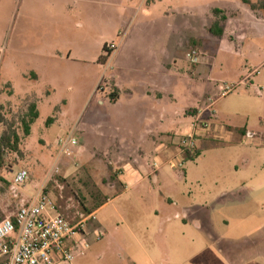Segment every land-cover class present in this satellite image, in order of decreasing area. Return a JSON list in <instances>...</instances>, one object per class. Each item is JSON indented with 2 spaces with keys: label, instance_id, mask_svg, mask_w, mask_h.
I'll list each match as a JSON object with an SVG mask.
<instances>
[{
  "label": "rangeland",
  "instance_id": "rangeland-1",
  "mask_svg": "<svg viewBox=\"0 0 264 264\" xmlns=\"http://www.w3.org/2000/svg\"><path fill=\"white\" fill-rule=\"evenodd\" d=\"M237 1H229L232 3L229 10L239 14ZM250 1L259 6V0ZM120 2L125 4V0ZM225 2L205 1L201 9L194 0H168L166 7L162 5L170 15V26L167 30L169 32L168 36L166 32L163 33L155 43L159 47H167L170 55L174 56L172 70L177 71L179 76L188 78L183 81L200 85L210 80L209 66L213 59L211 50L214 48L216 38L206 25L207 14L204 8L211 6L213 9L217 7L225 10ZM138 3L137 1L131 6L136 8ZM119 11L124 14V18L118 25L117 21L111 23L107 18L101 22L102 28L94 24L93 37L101 38L104 35V39L102 37L99 44H96V41L89 44L90 50L77 52V56L82 54L92 60L99 58L103 55L104 43L117 46L119 43L117 37L125 39L135 33L139 36L140 27H143L144 22L151 25L142 32V41L145 38L151 42L156 34H160L166 27L165 23L155 24L153 19L145 14L137 18L134 17V12H125L124 8ZM156 12L161 13L159 9ZM257 12L263 13L261 10ZM180 14L185 17V27L175 25L183 20ZM221 16L223 15H217L216 21L223 25ZM28 30L29 28L24 30L26 36ZM31 31L33 33L30 32V36L35 35L41 39L40 43H45L48 39L41 27L31 28ZM73 35L81 38L84 36L77 24L74 25ZM74 41L78 43L80 39ZM252 42L258 49L259 62L252 61L245 69L240 67V62L230 60L228 54H223L216 62L211 78L218 80L222 87L227 84L235 89L226 96H222L223 92L218 96L213 95V99L218 100L215 107L217 111L224 109L225 112L246 99L239 96L240 93H245L246 85L240 87L234 82L239 74L246 76L260 64V61L264 62V27ZM194 48L202 52L201 68L193 66L187 59V53ZM43 55L40 49L34 51L30 45L25 48L20 44L15 4L9 22L0 35V136L14 130L21 138V144L19 153H7L5 167L0 168V221L13 217L21 205L32 201L38 195L47 196L55 204L57 213L72 222H78L88 216L86 209L92 211L98 203L110 198L108 204L98 213V232L102 233L101 240L91 243L84 254L76 257L74 264H264V185L258 199L260 206L251 202L241 208L244 221L232 223L230 227L223 223L224 211L217 209L214 211L212 223L209 221L203 223L201 231L192 227L184 228L185 236H182L178 234L181 224L164 227L162 218L153 212L156 209L160 211L162 195L171 196L181 202L182 193L178 192L181 189L186 191V195L192 193L196 199L207 196L213 199L216 193L213 192L215 184L209 178L225 174L228 171L226 163L229 160L239 161L243 156H247L251 164L246 173L259 170L264 173V124L259 125V137L250 141L248 134V143L237 142V145H240L238 148H230V145L225 143L201 147L202 156L197 161L187 160L183 169L174 170L165 163L166 161L159 167L155 165L154 158L149 157V164L160 171L164 187L152 185L147 180L132 190H119L118 184L109 180V175L113 171L108 166L113 165L117 168V165L113 163V157L108 156L106 142L88 140L86 143L76 131H73L74 125L82 122L87 110L93 111L97 108L98 88L103 85L107 73L111 72L109 67L92 63L93 61L80 63L66 58L46 63ZM66 55L67 53L63 54L64 57ZM224 58L227 60L224 61ZM194 67L197 68L193 72ZM202 68L206 70L202 71ZM32 69L41 74L39 81L29 82L21 77L22 73ZM254 76L255 79L251 78L247 82L249 87L252 84L251 80L264 81V65ZM251 92L255 94L254 91ZM196 97L199 98L197 94ZM38 99L41 103V116L33 125L31 135L26 137L22 119L28 112L29 105ZM63 100L67 101L65 106H62ZM252 100L260 101L264 110V100ZM245 101L248 106L249 100ZM188 103L197 106L192 105L193 102ZM60 110L66 112V116L54 123L59 119ZM50 119L52 120L49 121ZM252 120L259 124L256 115L252 116ZM72 134L78 138L80 145L81 141L85 144L84 154H78V147L71 148L70 151L61 149L60 140ZM20 170H27L29 179L23 187H14L12 180ZM185 173L189 175L188 184L182 181ZM203 176L207 180L194 181ZM152 186L153 200H149ZM114 190L118 191V197L109 195ZM105 193L108 194L105 196ZM144 193H147L146 201L140 200L142 197L138 196ZM212 234L215 237H212ZM228 240L235 242L229 243Z\"/></svg>",
  "mask_w": 264,
  "mask_h": 264
},
{
  "label": "crops",
  "instance_id": "crops-1",
  "mask_svg": "<svg viewBox=\"0 0 264 264\" xmlns=\"http://www.w3.org/2000/svg\"><path fill=\"white\" fill-rule=\"evenodd\" d=\"M137 1L139 2L138 6L133 8L131 4H135ZM194 1L199 4V9H201L202 3L210 0ZM224 1H226L225 10L217 7L213 9L211 6L204 8L205 14H207L206 25L209 26V29L216 21L214 10L222 11L226 20L224 24L222 23L224 35L222 37L215 36L216 41H214V48L211 50L213 59L209 66L210 80L205 84L200 83V85L183 81L188 78L185 79L179 76L177 71L172 70L174 56L170 55L167 47H159L155 43L163 33L169 32L167 30L170 26V15L167 9L162 8V5L165 7L168 5V0H125L124 5L120 0H0V35L6 28L13 8L17 4L18 40L25 48L30 45L34 51L37 49L43 51L46 63H51L52 60L58 58H66L80 63L93 61L92 63L109 67L111 72L107 73L103 85L99 86L102 91L98 88L97 108L93 111L87 110L82 122L79 121V125L78 123L74 125L73 131H76L86 143L88 140L106 142L109 149L108 156L113 157V163L117 165V168L107 165L113 171L109 175V180L118 184L119 190H132L147 180L152 185L164 187L160 171L149 164L148 158H154L155 165L159 167L163 166V161H166L165 163L169 164L171 168H173L171 162L174 161H184L185 166L188 159L186 155L180 153L177 137L191 133L194 119L206 108L209 99L222 92L220 82L211 78L216 62L223 54H228L230 60L240 62V67L246 69L249 64H252V61L259 62L260 60L257 54L258 49L252 41L264 27L263 13L253 11L248 5L238 0L240 8L238 14L229 10V5L232 4L229 2L230 0ZM123 8L125 12H134V17L145 14L152 18L155 24L163 25L165 23L166 27L160 31V34L157 33L151 42L145 38L142 41V32L151 25L144 22L143 27H140L139 36L135 33L130 37L128 35L125 39L117 37L119 43L117 46L115 45V49H109L108 42L104 43L103 55L99 58L92 60L82 54L77 56V52L89 51V44H94L95 41L96 44H99L102 37L104 39V35L101 38L93 37L95 34L93 32L95 31L94 24L102 28L101 22L107 18L111 20V23L117 21L118 25L124 18V14L119 11ZM158 9L161 13L156 12ZM179 16L183 20L178 21L175 25L185 27L184 15L180 14ZM158 20L161 22H157ZM75 24L84 33L83 38L73 35ZM35 27H41L47 34L48 39L45 43H40L42 40L35 35L30 36L31 28ZM25 28H29L27 36L24 34ZM26 37L27 40H25ZM77 38L80 39L78 43L74 41ZM181 45L183 46V44ZM64 53H67L66 57L63 56ZM104 58L106 59L104 60ZM223 60L225 61L227 58ZM201 65L202 63L193 66L199 68ZM263 65L264 62L260 61V64L246 76L239 74L235 79L236 85L239 84L240 87L246 85L245 93H240L239 96L246 97L250 102L249 105H246L245 99L225 112H223L224 109L218 111L216 109L217 118L214 120L211 130L198 139L197 151L200 152V156L193 161H197L202 156L201 147L225 143L230 145V148H238L240 145H237V142L248 143V134L250 141L259 137V125L264 124V110L260 101L252 99L264 100V81L251 80L250 87L247 82L251 78L255 79L254 74ZM197 67H194L193 72ZM205 70L202 68V71ZM21 77L25 81L36 82L39 81L41 74L32 69V71L22 73ZM251 91H254L255 94ZM111 94L114 95L115 101L110 100ZM196 94L199 98L196 97ZM188 102H193L192 105L197 106H191ZM66 103L67 101L63 100L62 106H65ZM35 104L41 116L39 99ZM62 110L59 111V119H56L54 123L57 120L61 121L64 115L66 116V112H62ZM255 115L259 124L252 120V116ZM72 135L74 136V134ZM75 138L78 140L77 137ZM81 143L80 145L79 142L78 145V154L80 155L86 151L83 147L85 144L82 141ZM250 164L251 161L247 156H243L239 161L229 160L226 163L228 171L225 174L209 178L215 184L213 192L216 193L213 199L208 196L196 199L192 193L186 195V191L181 189L178 190L182 193L183 200L181 202L174 200L171 196L162 195L160 211L156 209L153 212L162 218L164 227L181 224L183 228L180 227L178 234L182 236H185L184 228L192 227L201 231L203 223H208V221L212 223L215 217L214 211L217 209L224 211L223 223L227 227H230L232 223L244 221L241 208L251 202L258 204L261 191H263L262 185H264L262 171L246 173ZM200 179L207 180L203 176L194 181L198 182ZM188 180L189 175L185 173L182 181L188 184ZM199 185H201L200 182ZM153 189L152 186L149 200H153ZM117 192L114 190L109 195L118 197ZM106 194L108 193H105V196ZM138 196L142 197L140 200L146 201L147 193L138 194ZM109 201L110 198H107L106 202L92 213L96 217V221L89 228L91 243L97 242L93 241V237L96 233H100L98 232V213ZM260 204L259 202L258 207ZM212 237H215L214 234ZM233 241L228 240L229 243Z\"/></svg>",
  "mask_w": 264,
  "mask_h": 264
},
{
  "label": "built area",
  "instance_id": "built-area-1",
  "mask_svg": "<svg viewBox=\"0 0 264 264\" xmlns=\"http://www.w3.org/2000/svg\"><path fill=\"white\" fill-rule=\"evenodd\" d=\"M108 48L113 50L116 46L112 44ZM202 58V52L196 48L187 53L192 65H199ZM234 90L226 84L222 87L223 96ZM215 106L216 100L209 99L206 108L194 119L192 132L177 137L182 155L197 152L198 139L211 130L217 118ZM60 144L63 151H70L79 142L71 135L60 140ZM171 166L183 168L184 161L171 162ZM28 179L29 172L20 170L12 180L13 186L23 187ZM95 221L96 217L91 214L72 222L57 213L55 204L47 196L38 195L21 205L13 217L0 221V264H74L76 257L91 245L89 228ZM101 237V232L96 233L93 241Z\"/></svg>",
  "mask_w": 264,
  "mask_h": 264
},
{
  "label": "trees",
  "instance_id": "trees-1",
  "mask_svg": "<svg viewBox=\"0 0 264 264\" xmlns=\"http://www.w3.org/2000/svg\"><path fill=\"white\" fill-rule=\"evenodd\" d=\"M241 1L244 4L248 5L253 11L261 10L264 14V0L258 1L259 6L253 4L250 0H241ZM213 13L215 16L223 15V12L217 9L214 10ZM220 20L225 21L226 17L223 15L221 16ZM210 32L217 37H222L224 35V28L222 27L221 22L215 21V23L210 29ZM106 48L107 47H105V49ZM105 59L106 58H104V60ZM110 100L115 101V97L113 94L110 95ZM39 117H40V112L38 110L37 105L35 103L30 104L28 108V112L22 119V125L24 129V134L26 137H29L31 135L32 127L35 124V122L39 119ZM51 120L52 119H50L49 121ZM49 121H48V125H49ZM20 144H21V138L19 137L17 132L14 130L7 131L0 136V168L5 167V160H6L7 153L9 152L19 153L20 152V148H19ZM199 156H200V152L198 151L195 154L187 152V159L190 161L197 159ZM106 200L107 199H105V201L98 203L96 207L94 208V210L92 211L86 209L85 210L86 214L91 215L95 210L100 208L106 202Z\"/></svg>",
  "mask_w": 264,
  "mask_h": 264
}]
</instances>
